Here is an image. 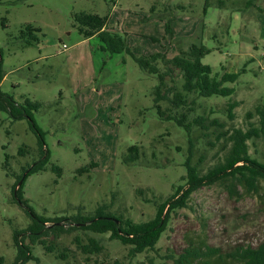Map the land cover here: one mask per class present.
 I'll return each instance as SVG.
<instances>
[{"label":"rangeland","instance_id":"rangeland-1","mask_svg":"<svg viewBox=\"0 0 264 264\" xmlns=\"http://www.w3.org/2000/svg\"><path fill=\"white\" fill-rule=\"evenodd\" d=\"M247 1L227 0L226 7L211 6L204 14L205 0H0V91L19 105L26 99L38 104L32 118L49 155L44 170L24 181L21 200L49 221L46 226L63 218L59 224L67 228L73 218L92 217L98 208L142 223L184 184L188 138L173 122L158 119L152 97L157 78L145 74L126 52L109 55L96 37L85 39L73 17H106L107 28L135 55L161 52L171 58L191 44H202L210 52L201 62L213 74L242 72L235 83L224 84L234 89L231 96L197 99L189 116L190 121L198 115L205 119L204 129L193 126L191 158L204 173L224 160L233 130L258 126L254 109L264 105V0L252 6ZM166 22L172 33L165 31ZM28 25L37 30L31 45L25 44L29 37L20 36ZM229 103L236 105L231 113ZM247 144L251 158L264 164V139ZM131 146L139 147L140 158L127 165L123 157ZM43 157L28 119L13 121L0 111L2 264L14 263V230L31 223L13 191ZM259 188L251 194L238 184L230 188L216 183L196 190L185 208L171 213L155 248L134 258L110 233L82 229L56 239L50 234L45 245L54 251L49 254L42 246L29 247L38 264H149L146 258L172 264L168 256L179 255L192 243L218 248L222 254L257 247L264 243L263 181ZM75 238H94L102 251L86 262ZM24 243H29L27 238ZM61 252L64 259L57 257Z\"/></svg>","mask_w":264,"mask_h":264},{"label":"trees","instance_id":"trees-1","mask_svg":"<svg viewBox=\"0 0 264 264\" xmlns=\"http://www.w3.org/2000/svg\"><path fill=\"white\" fill-rule=\"evenodd\" d=\"M254 1L256 0H248L247 6H252ZM226 2L227 0H215L214 3H217L215 6L210 0H205L203 12L205 14L211 6L218 9L226 7ZM236 11L239 12V10ZM73 22L78 33L85 39L96 37L101 43L100 48L103 52L109 55L126 52L145 74L157 78V84L152 90V97L158 119L163 122H173L185 132L188 138L187 157L184 162L185 175L181 178L184 184L178 185L173 194L157 206L153 218L142 223L116 218L109 213H105V209L103 211L98 208L92 217L73 218V224H69L67 228L59 224L60 221L64 220L63 218L52 222L50 226H46L45 224L49 221L34 214L29 206L21 200L24 181L31 174L44 170L49 157L48 153L43 151L42 132L32 118V110H35L38 104L26 99L23 104L19 105L10 95L0 91V111L8 113L13 121L28 119L30 128L38 137L42 157L45 155L38 163L34 164L25 176L20 178L22 183L18 186L19 188L13 189L15 201L25 206L31 218V223L26 229L14 230L13 232V240L17 251L13 264H26L31 260H36V264H38L39 260L32 255L29 245L42 246L44 251L49 254L54 251V247L51 244L45 245V238L52 234L53 238L56 239L62 234L78 229L90 231L94 234L110 233L111 239H116L129 247L128 255L134 258L155 248L167 228L171 213L185 208L191 194L196 190L216 183H228L230 188H234L238 184L247 193L257 194L260 189V182H264V164L251 158L247 143L253 138L262 137L264 139V105L256 106L254 109L258 126L251 127L246 131L236 129L229 135L230 146L222 162L209 168L204 173L200 172L198 166L191 163L193 156V126L204 129L205 120L200 115L192 118L191 121L189 120V116L194 111L196 100L212 96H231L234 89L225 87L224 84L235 83L242 72H224L220 76L216 73L213 74L211 67L201 62L202 58L210 52L202 44H191L187 50L181 51L171 58L161 52L135 55L121 36L107 28L106 17L97 14L79 13L73 17ZM35 31L37 30L29 25L20 31L21 38L29 37L31 39L26 41V45H31L32 42L37 41V38L33 35ZM165 31L172 33L170 24L167 22ZM152 41L158 42L156 39H152ZM242 71L244 72V70ZM235 106V103H229L227 106L228 113H231ZM229 116L232 117L231 114ZM213 122L215 125H219L216 120H213ZM222 135L224 134H219L218 137ZM139 158V147L131 146L127 149L123 162L131 165L138 163ZM54 169L60 174L59 168ZM77 224L82 225L77 227ZM26 238L29 241L28 244L24 243ZM75 243L79 253L85 256L86 262L102 251V245L94 238H87L85 242L75 238ZM62 253H59L57 257L64 259L66 256ZM146 259L149 264H154L152 259ZM168 259L172 260V264H264V243L257 247H237L226 254H222L220 249L209 247L204 243L199 245L192 243L182 253L177 256L170 255ZM94 263L125 264L118 260L113 262L95 260ZM0 264H2L1 259Z\"/></svg>","mask_w":264,"mask_h":264},{"label":"built area","instance_id":"built-area-1","mask_svg":"<svg viewBox=\"0 0 264 264\" xmlns=\"http://www.w3.org/2000/svg\"><path fill=\"white\" fill-rule=\"evenodd\" d=\"M63 49H67V47L65 45H63Z\"/></svg>","mask_w":264,"mask_h":264}]
</instances>
